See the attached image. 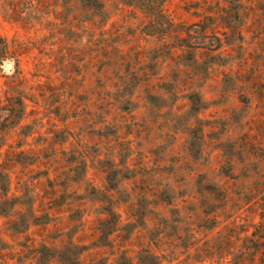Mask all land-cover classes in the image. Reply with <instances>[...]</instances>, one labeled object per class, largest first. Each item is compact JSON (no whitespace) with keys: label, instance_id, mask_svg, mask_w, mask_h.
<instances>
[{"label":"rangeland","instance_id":"374dc122","mask_svg":"<svg viewBox=\"0 0 264 264\" xmlns=\"http://www.w3.org/2000/svg\"><path fill=\"white\" fill-rule=\"evenodd\" d=\"M149 1L0 0V264H264V0Z\"/></svg>","mask_w":264,"mask_h":264},{"label":"trees","instance_id":"16d2710c","mask_svg":"<svg viewBox=\"0 0 264 264\" xmlns=\"http://www.w3.org/2000/svg\"><path fill=\"white\" fill-rule=\"evenodd\" d=\"M129 3H131L133 5H139L140 7L144 8L146 11L149 10L148 15H149L150 21L146 25V27L148 29L147 32L150 34L157 33V30H158L157 24H159V23L155 18H157V14L159 12L162 14L167 13L165 5L164 4L154 5L149 0H129ZM145 3H147V4H145ZM176 27H177V25L175 27H173L169 32L164 33V35H169V34H172L174 31H177V30H174V29H176ZM7 49H8L7 42L2 37H0V64H2V62L5 58V54L7 53Z\"/></svg>","mask_w":264,"mask_h":264},{"label":"water","instance_id":"95a60500","mask_svg":"<svg viewBox=\"0 0 264 264\" xmlns=\"http://www.w3.org/2000/svg\"><path fill=\"white\" fill-rule=\"evenodd\" d=\"M6 68H8V69L12 68V64L11 63H7L6 64Z\"/></svg>","mask_w":264,"mask_h":264}]
</instances>
